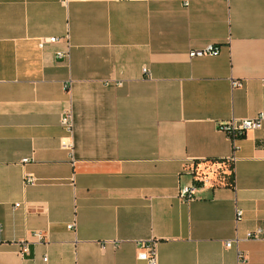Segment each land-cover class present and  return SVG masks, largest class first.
I'll return each instance as SVG.
<instances>
[{"label":"crops","instance_id":"1","mask_svg":"<svg viewBox=\"0 0 264 264\" xmlns=\"http://www.w3.org/2000/svg\"><path fill=\"white\" fill-rule=\"evenodd\" d=\"M262 111L264 0H0V264H264Z\"/></svg>","mask_w":264,"mask_h":264},{"label":"built area","instance_id":"2","mask_svg":"<svg viewBox=\"0 0 264 264\" xmlns=\"http://www.w3.org/2000/svg\"><path fill=\"white\" fill-rule=\"evenodd\" d=\"M188 4V3H187ZM67 39H69V36H66ZM61 40V38H58L56 36L45 38L39 42V47L41 49H45L48 44H56ZM70 46V45H69ZM220 52V48L216 46L215 44H208L203 48L199 49H193L190 51V57H201L205 55H216ZM70 56V51H57L56 57L59 59H66ZM147 71V70H145ZM242 82L240 80H233L232 86L238 87L241 86ZM61 123L64 126V128L67 130V132L70 134L67 138H64L62 140V145L64 148L71 149L73 148V142H72V134H73V128H74V118L72 110H66L63 112L61 117ZM264 126V111L260 112L255 118L250 119H237L233 118L227 122H223L220 124V130L226 132L229 136V138L234 143L241 138L246 132L252 131V130H259ZM235 160V155H233L229 161ZM30 159L26 158L23 160V162H29ZM37 181L36 178L33 176H30L26 174L24 176V182L25 184L33 185ZM199 181H203L201 178H199ZM195 187L194 186H186L183 187L181 190V197L186 201H191L195 198ZM20 204H16V206H19ZM243 211L237 210L236 214V221L237 223L242 219ZM76 223L70 224L68 227L70 229L75 228ZM1 230V226H0ZM36 236L39 238L43 237L42 232H36ZM245 238L249 240H260L264 238V223L262 226H258L254 228L253 230H249L245 234ZM240 241L239 237H237L235 240H230L226 243L227 247H231L236 243ZM20 254L23 256H27L30 253L29 244L25 241L20 242ZM141 246L144 248V251L140 254V259L146 260L149 264H158V254L157 250L154 248V246L146 243H141ZM46 259V258H45ZM244 256L240 253V261H244Z\"/></svg>","mask_w":264,"mask_h":264},{"label":"trees","instance_id":"3","mask_svg":"<svg viewBox=\"0 0 264 264\" xmlns=\"http://www.w3.org/2000/svg\"><path fill=\"white\" fill-rule=\"evenodd\" d=\"M230 172L228 174H225L224 180L228 181L229 184H233L234 183V171H233V167L230 166ZM199 179L196 181V185L199 184Z\"/></svg>","mask_w":264,"mask_h":264}]
</instances>
